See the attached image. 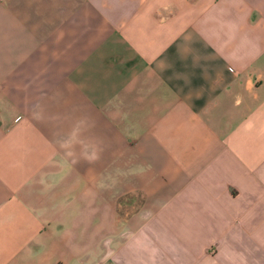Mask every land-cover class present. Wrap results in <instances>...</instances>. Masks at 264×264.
<instances>
[{"label":"crops","instance_id":"0c3cea01","mask_svg":"<svg viewBox=\"0 0 264 264\" xmlns=\"http://www.w3.org/2000/svg\"><path fill=\"white\" fill-rule=\"evenodd\" d=\"M114 251L264 264V0H0V264Z\"/></svg>","mask_w":264,"mask_h":264},{"label":"rangeland","instance_id":"374dc122","mask_svg":"<svg viewBox=\"0 0 264 264\" xmlns=\"http://www.w3.org/2000/svg\"><path fill=\"white\" fill-rule=\"evenodd\" d=\"M119 245L120 244H118V246L117 247H119ZM112 256V257H111ZM108 257H111L112 258V262H107L106 263V260H108V259H110V258H108ZM107 258V259H106ZM135 259L136 258V255L134 254V255H132V258H131V256H130V259L132 260V259ZM125 260H126V258H125ZM122 262V259H121V255L119 254V253H115V251H114V253L113 254H108V253H106V254H104L100 259H98V261L95 263V264H120Z\"/></svg>","mask_w":264,"mask_h":264}]
</instances>
